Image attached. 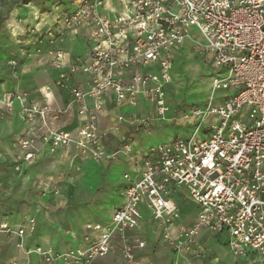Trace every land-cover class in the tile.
Returning <instances> with one entry per match:
<instances>
[{
    "label": "built area",
    "instance_id": "obj_1",
    "mask_svg": "<svg viewBox=\"0 0 264 264\" xmlns=\"http://www.w3.org/2000/svg\"><path fill=\"white\" fill-rule=\"evenodd\" d=\"M73 6V12L57 15V38L63 43L75 29L85 28L92 42L89 51L73 61L65 48L49 50L42 58L43 64L60 70L55 83L69 91L67 106L42 104L18 89L1 94L0 104L9 110L19 104V116L27 126V132L15 139L22 151L20 160L32 163L39 142L51 151L73 148L74 158L114 157L119 151L107 152L99 126L109 101L136 106L143 96L166 118V87L172 80L174 54L192 28L205 39L201 48L213 54L218 70L211 75L204 104L184 114L193 120L189 136L174 137L144 152L125 145L134 174L126 175L130 182L112 222L86 224L88 231L98 232L95 241L84 249L57 252L37 246L28 252H35L41 264H93L114 249V238L120 234L124 258L141 264L135 250L144 248L146 241L128 242L126 232L140 227L147 209L153 221L163 226L164 241L175 250L194 249L207 259L198 238L206 229L227 235L235 260L254 256V262L264 264V0H75ZM10 63L17 65L15 59ZM77 75L85 76L86 86L74 83ZM219 90L235 93L216 99ZM87 99L92 100L91 106ZM75 104L82 118L79 126L74 130L56 126L54 120L73 113ZM20 167L16 165L17 170ZM175 186L182 187L200 208L193 224L177 235L171 232L181 218L171 196ZM0 231L25 233L23 227L14 229L4 223Z\"/></svg>",
    "mask_w": 264,
    "mask_h": 264
},
{
    "label": "crops",
    "instance_id": "obj_2",
    "mask_svg": "<svg viewBox=\"0 0 264 264\" xmlns=\"http://www.w3.org/2000/svg\"><path fill=\"white\" fill-rule=\"evenodd\" d=\"M79 30L81 31L74 30L70 37L63 41L65 49L71 55V61L85 55V48L91 45L87 30ZM200 44H205V39L196 28H192L190 36L176 50L173 63L193 49L194 54L213 64V54L204 51ZM42 58L30 60L29 64L21 65L19 69L15 68L10 76L15 78L14 83L10 81L0 85V97L3 91L18 89L27 92L31 100L42 104L48 102L55 108H65L70 100V93L55 83L60 70L44 65ZM85 80V76L77 75L74 83L86 86ZM171 83L166 87L168 110L166 118L162 120H176L179 127L191 128L192 119L184 118V114L190 112L192 106H201L204 102L194 104L182 100L176 104L171 93ZM47 86L50 90L46 89ZM138 99L136 106L117 105L113 101L106 104L99 117V126L105 133L104 143L108 153L117 150V146L123 141V126L127 128L128 125H135L138 123L137 118H147L145 128L151 121H159L155 107L143 96ZM87 103L91 106L93 102L87 99ZM77 109L78 105L75 104L73 113L59 116L54 120L55 125L66 130L77 128L82 121V118L78 117ZM26 132L27 126L19 116V104L16 102L11 110L0 104V225L4 223L14 229H25L23 236L0 231V264H12L14 261L22 264H41L35 252H28L37 246L52 248L57 252L86 248L98 236V232L88 231L86 224L107 225L112 222L115 210L124 202V190L130 182L125 175L134 174L132 164L130 166L128 157L122 151L112 158L97 161L74 158L76 150L73 148L51 151L43 142L38 143L39 152L36 159L27 163L20 160L22 151L15 143L16 137ZM177 136L179 134L174 137ZM147 139L148 137L143 141H136L133 151L144 152L166 140L157 141L158 133L153 142H147ZM17 164L21 166L19 170L16 169ZM171 196L181 212V218L171 229L172 234L177 235L193 224L200 208L185 195L182 187L175 186ZM163 231V226L155 223L149 211L143 209L140 227L126 232L128 242L135 239L146 241L144 248L135 250L138 262L259 264L254 262V256L235 260L229 252L226 234L214 235L206 229L200 232L199 241L208 253V258L202 259L194 249L175 250L164 241ZM123 244L124 239L117 234L114 238V249L93 264H134L124 258ZM58 264L63 263L59 261Z\"/></svg>",
    "mask_w": 264,
    "mask_h": 264
},
{
    "label": "rangeland",
    "instance_id": "obj_3",
    "mask_svg": "<svg viewBox=\"0 0 264 264\" xmlns=\"http://www.w3.org/2000/svg\"><path fill=\"white\" fill-rule=\"evenodd\" d=\"M74 2L75 0H0V85H5L10 81L14 83L15 78L10 76L15 68L19 69L21 65L29 64L30 60L45 57L49 50L66 48L56 35L60 23L54 24L60 12L75 10ZM75 30L81 31L79 28ZM68 36L63 40H66ZM89 48H85V54ZM11 57L16 58H14L17 61L16 66L10 63ZM217 70L213 64L207 62V59L194 54L193 49L186 56L183 54L175 61L174 72L173 66L171 70L173 81L171 80L172 83H170L174 102L177 104L183 100L187 103L203 104L210 94L208 90L211 89V75ZM234 93L235 90H219L215 97L216 99L223 98ZM158 116L159 121L153 120L150 124L147 122V128H145L147 118H137L138 123L135 125H128L127 128L123 126L125 132L123 141L115 151L119 153L122 151L128 157L130 166L132 163L129 155L125 153V145L129 144L134 147L136 141H143L147 137V142H153L157 133L159 136L157 141L166 139L165 142H169L171 137L177 134L183 137L189 136L194 129L193 126L191 128L179 127L176 120H162L161 115L158 114ZM160 130L162 131L159 132ZM201 134L205 136L203 130ZM125 178L127 179L126 175Z\"/></svg>",
    "mask_w": 264,
    "mask_h": 264
},
{
    "label": "trees",
    "instance_id": "obj_4",
    "mask_svg": "<svg viewBox=\"0 0 264 264\" xmlns=\"http://www.w3.org/2000/svg\"><path fill=\"white\" fill-rule=\"evenodd\" d=\"M57 3H60V2H57ZM57 3H56V4H57Z\"/></svg>",
    "mask_w": 264,
    "mask_h": 264
}]
</instances>
